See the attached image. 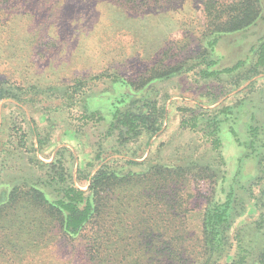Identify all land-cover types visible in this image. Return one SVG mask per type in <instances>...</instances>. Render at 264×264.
<instances>
[{"label": "rangeland", "instance_id": "374dc122", "mask_svg": "<svg viewBox=\"0 0 264 264\" xmlns=\"http://www.w3.org/2000/svg\"><path fill=\"white\" fill-rule=\"evenodd\" d=\"M205 2L0 0V88L13 96L0 101V201L13 185L29 183L51 200L59 198L63 183L50 167L56 159L82 190L112 160L123 172L146 168L127 161L148 157L152 164L222 166L225 175L216 182L185 185L186 232L194 244L209 199L229 200L236 243L211 264H239L236 234L249 251L245 264H258L264 244L256 222L264 212V66L246 77L264 43V0L255 24L227 32L212 27L215 10L208 15ZM211 2L229 10L233 0ZM172 67L178 69L156 77ZM146 100L165 107L161 130L150 139L143 132L124 141L112 125L115 113ZM223 104L234 108L230 119L220 120L225 164L201 130L214 113L208 111ZM196 115L197 127L180 125ZM94 227L73 236L53 229L47 242L23 250L14 236H2L12 243L0 245V264H92ZM160 264L169 263L162 257Z\"/></svg>", "mask_w": 264, "mask_h": 264}, {"label": "trees", "instance_id": "16d2710c", "mask_svg": "<svg viewBox=\"0 0 264 264\" xmlns=\"http://www.w3.org/2000/svg\"><path fill=\"white\" fill-rule=\"evenodd\" d=\"M231 4L229 10H218L211 0H206L207 14L215 10V20L211 23L214 29L238 31L255 24L260 12L259 0H233ZM259 66H264V43L260 47L255 67L251 68V75L246 79L259 74ZM175 69L178 68H169L156 77ZM227 71L232 70L229 68ZM9 97L13 96L0 88V101ZM137 108L119 109L114 115L112 125L121 129L120 135L124 141L143 132L150 139L161 130L164 123L165 107L156 101L146 100ZM233 109L223 104L209 110L214 113L208 114L210 118L201 128L210 144V151H215L217 159L223 160L224 164L220 120L223 121L222 117L230 119L234 114ZM180 110L186 111L183 107ZM199 116H194L192 122L183 118L180 125L197 127ZM122 126L128 128L125 133ZM230 133L238 139L234 128ZM245 145L243 143L242 146ZM151 162L149 157L143 162L129 160L128 165L145 163L147 166L139 171L130 169L127 172L115 166L114 160L103 162L89 179L88 190H82L76 187L73 177L67 174L62 161L56 159L50 167L53 179L58 177V181L63 183L59 186V198L51 200L42 188L34 184L13 185L7 199L0 201V227L6 230L0 237L14 236L17 245L23 250L31 244L47 242L53 229H64L73 236L80 235L88 230L89 225H94L89 249L92 264H117L120 260L125 264H160L162 257L169 264H211L213 260L229 253L236 243L230 235L233 219L229 200L218 203L209 199L202 214L201 234L192 244L194 236L186 232L190 208L184 190L185 185L193 179L216 182V176L219 177L221 172L225 175L226 170L220 168L222 166L215 170L209 165ZM121 209L125 212H121ZM256 222L263 230L264 243V212ZM236 236L239 249L235 257L239 259V264H245L244 253L247 255L249 251L241 244V236ZM9 243H12L11 238L7 242L0 238L2 247H9ZM160 245L165 250H158ZM147 250L150 254H147ZM258 264H264V244Z\"/></svg>", "mask_w": 264, "mask_h": 264}]
</instances>
